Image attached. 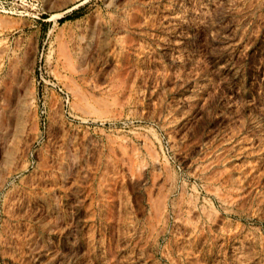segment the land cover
Instances as JSON below:
<instances>
[{"label":"rangeland","instance_id":"obj_1","mask_svg":"<svg viewBox=\"0 0 264 264\" xmlns=\"http://www.w3.org/2000/svg\"><path fill=\"white\" fill-rule=\"evenodd\" d=\"M0 264H264V0H0Z\"/></svg>","mask_w":264,"mask_h":264}]
</instances>
